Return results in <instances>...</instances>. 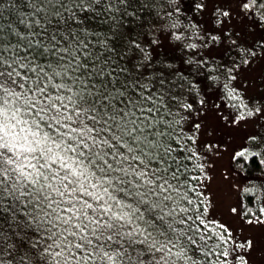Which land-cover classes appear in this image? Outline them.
<instances>
[{"label": "snow or ice", "instance_id": "1", "mask_svg": "<svg viewBox=\"0 0 264 264\" xmlns=\"http://www.w3.org/2000/svg\"><path fill=\"white\" fill-rule=\"evenodd\" d=\"M157 3L8 0L11 18L0 14V202L19 201L34 222L24 227L40 234L28 238L36 254L19 264H199L197 252L203 264L212 256L215 264H249L251 252L238 249L256 245L223 225V246L196 250L195 239L182 242L174 227L173 205L188 177L181 181L179 164L169 175L172 132L156 114L175 83L166 84L139 44L137 59L123 31L129 9ZM239 7L264 27V0H240ZM185 153L195 154L187 145ZM235 195L230 212L243 216L242 193ZM8 239L0 231L2 256L14 249ZM2 256L0 264H12Z\"/></svg>", "mask_w": 264, "mask_h": 264}, {"label": "trees", "instance_id": "2", "mask_svg": "<svg viewBox=\"0 0 264 264\" xmlns=\"http://www.w3.org/2000/svg\"><path fill=\"white\" fill-rule=\"evenodd\" d=\"M197 3L201 5L199 9L195 7ZM175 5L180 6L179 11L175 10ZM208 6L207 0H158V3L150 11L145 8H141L139 12L129 9L128 11L132 14L123 18V31L128 33L129 38L135 42L132 47L133 54L137 59H143V54L135 48V44H139L140 48L150 54L147 63L163 70V74L167 77L166 84L175 83V91L165 97V101L160 104V111L156 115L161 121V127L172 132L170 144L173 151L168 157V164L171 166L169 175L172 170H175L176 164H179L180 172L184 173L180 177L181 181L183 182L184 176L188 177V182L183 187H179L180 195L176 197L178 206L173 205L176 209L177 221L174 227L178 233L185 234L182 242L190 237L195 239V243L190 245L193 250L202 244L223 246L218 239L221 237L219 231L206 228L203 223L205 198L200 186L203 170L201 159L196 152V128L189 127L191 119H194L192 112L198 107L199 82L218 87L222 101L241 118L257 116L264 110V71L261 74V89L257 91L256 95L244 94L240 88H237V84L233 83L234 73L237 69L253 60L264 58V27L254 26L255 17L245 16L239 7V14L241 16L243 14L247 20L248 28L244 32L247 39L242 45L238 44V39L234 34L236 42L233 39L229 42L225 37L223 44L222 40L211 32L201 35L203 33L201 30L202 21L205 18L203 14ZM224 11V7L217 6L211 1V6L208 9L210 24L213 25L214 21L218 24L222 23L226 19V16L221 14ZM0 14L5 20L11 18L8 0L0 4ZM173 24H175L174 27ZM166 37L170 44L178 45L176 52L166 53L160 48H156L159 39ZM212 46H216L214 50L220 58L210 59L202 56V49ZM242 49H246L247 52H242ZM246 59L248 60L246 61ZM126 60L127 58L122 62L126 63ZM210 61L220 62L224 72L220 73L216 69L219 63L210 65ZM169 65L172 67L169 68ZM173 96L180 98L183 105L190 104L191 108L181 105L177 99H172ZM169 104L176 105L171 112L168 111ZM181 117L184 118L181 119ZM168 125L170 128L167 127ZM259 126L261 131L254 139L250 140V146L244 155H238L234 160L236 167L247 177H264V147L255 149V146L260 145L261 141L264 146V119H259ZM185 145L190 152L195 153L191 158H188V153L181 155ZM253 194H256V200L255 203L250 204L248 197ZM189 200L191 203H188ZM243 201L247 214L262 217V198L259 197L257 191L244 192ZM180 209H187V211ZM26 212L27 209L11 197L0 202V231L9 237L7 243L14 246V249H9L8 255L2 256L0 253V256L5 261H12V264H19L20 257L26 253L33 256L36 254V249L31 248V240L28 238L40 239V234L24 227L25 222H32ZM181 218L183 222H181ZM191 254L190 252L189 255ZM202 256V252H197L196 259L199 264H203ZM209 259L212 264H215L216 257L212 256Z\"/></svg>", "mask_w": 264, "mask_h": 264}, {"label": "rangeland", "instance_id": "3", "mask_svg": "<svg viewBox=\"0 0 264 264\" xmlns=\"http://www.w3.org/2000/svg\"><path fill=\"white\" fill-rule=\"evenodd\" d=\"M207 1L209 6L205 8L203 14L205 18L202 21L201 30L203 33L201 35L211 32L214 36L217 35L224 44L225 37L229 42L231 39L236 42L235 34L238 44L245 43L247 35L244 32L248 27L244 15L239 14V0ZM211 1L217 6L224 7V12L229 13L220 24L214 21L212 25L208 20ZM156 44V48H160L166 53L176 52L178 49V45L170 44L167 37L159 39ZM214 48L216 46L205 47L202 49V56L210 59L220 58ZM215 63H219L216 69L220 73L224 72L220 62L210 61V65ZM263 71L264 58H258V60H253L237 69L234 73L233 83H236L237 88H240L244 94L256 95L257 91L261 89ZM199 85L198 107L192 112L194 119H191L189 127L196 128V124L200 125L198 129L196 128L195 145L203 170L200 183L205 198L203 223L206 228H212L219 231L220 234L224 232V229H227L232 237L238 236L241 243L245 239H250L256 247L238 249V251L241 253L251 252V256L247 258L249 264H264V211H262V217L251 216L246 212L240 216L230 212L229 209L230 204L233 206L236 204L235 193H242L243 199L244 192L248 190L259 193V197L262 198L263 206L261 207L264 209V177H247L234 163L238 156L237 153H244L250 146V140L261 131L259 119H264V110L257 116L241 118L222 101L218 87L205 85L204 82H199ZM206 143L210 146L201 147ZM259 144L255 146V149L264 147L262 141ZM249 220L252 222L249 223ZM221 225L224 226V229L220 227Z\"/></svg>", "mask_w": 264, "mask_h": 264}]
</instances>
